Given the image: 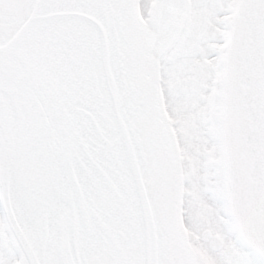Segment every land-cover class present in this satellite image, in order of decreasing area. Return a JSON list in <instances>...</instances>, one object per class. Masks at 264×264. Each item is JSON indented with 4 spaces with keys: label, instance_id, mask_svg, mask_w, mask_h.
I'll return each mask as SVG.
<instances>
[{
    "label": "snow or ice",
    "instance_id": "obj_1",
    "mask_svg": "<svg viewBox=\"0 0 264 264\" xmlns=\"http://www.w3.org/2000/svg\"><path fill=\"white\" fill-rule=\"evenodd\" d=\"M0 264H264V0H0Z\"/></svg>",
    "mask_w": 264,
    "mask_h": 264
}]
</instances>
